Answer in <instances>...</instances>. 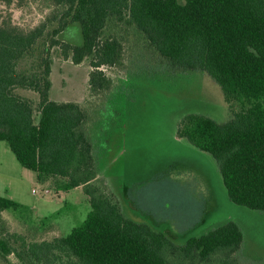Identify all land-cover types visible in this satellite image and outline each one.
<instances>
[{"label":"trees","instance_id":"16d2710c","mask_svg":"<svg viewBox=\"0 0 264 264\" xmlns=\"http://www.w3.org/2000/svg\"><path fill=\"white\" fill-rule=\"evenodd\" d=\"M39 1L51 13L38 26L0 23V141L38 181L61 192L82 188L90 211L65 237L27 242L2 218L20 205L0 196V264H244L235 222L176 244L125 216L99 176L92 111L50 99L51 55L57 48L74 65L87 61L88 92L97 97L112 87L104 69H127L132 40L145 61L207 75L230 115L217 122L187 114L177 135L215 161L231 203L264 213V0ZM70 25L80 27L81 45L57 38ZM18 90L37 94L38 102Z\"/></svg>","mask_w":264,"mask_h":264},{"label":"rangeland","instance_id":"374dc122","mask_svg":"<svg viewBox=\"0 0 264 264\" xmlns=\"http://www.w3.org/2000/svg\"><path fill=\"white\" fill-rule=\"evenodd\" d=\"M50 13L39 0L0 4V23L10 21L27 31ZM57 38L72 45L82 43L78 25L68 26ZM132 41L127 45V69H104L112 87L101 97L88 92V62L74 65L55 48L50 99L76 102L92 111L100 178L117 196L128 219L148 225L176 244L232 221L244 236L240 261L262 262L264 213L231 203L215 161L177 135L179 121L190 113L217 122L228 119L230 113L219 87L201 72L175 71L154 60L145 61L139 45ZM30 62L23 61L20 69ZM17 92L38 102L31 91ZM0 196L20 205L16 211H3L2 218L27 242L65 237L90 211L82 188L61 192L38 181L2 141Z\"/></svg>","mask_w":264,"mask_h":264},{"label":"crops","instance_id":"0c3cea01","mask_svg":"<svg viewBox=\"0 0 264 264\" xmlns=\"http://www.w3.org/2000/svg\"><path fill=\"white\" fill-rule=\"evenodd\" d=\"M99 176H100V171H99Z\"/></svg>","mask_w":264,"mask_h":264}]
</instances>
